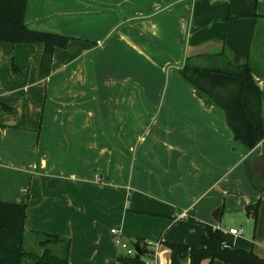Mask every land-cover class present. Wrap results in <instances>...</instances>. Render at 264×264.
Instances as JSON below:
<instances>
[{"label":"crops","instance_id":"0c3cea01","mask_svg":"<svg viewBox=\"0 0 264 264\" xmlns=\"http://www.w3.org/2000/svg\"><path fill=\"white\" fill-rule=\"evenodd\" d=\"M26 22L73 37L42 79L41 43L0 41V201L27 205L26 231L69 238L68 264H116L111 228L198 246L186 218L218 209L225 245L264 257V143L244 152L178 74L223 49L264 116V0H28Z\"/></svg>","mask_w":264,"mask_h":264},{"label":"trees","instance_id":"16d2710c","mask_svg":"<svg viewBox=\"0 0 264 264\" xmlns=\"http://www.w3.org/2000/svg\"><path fill=\"white\" fill-rule=\"evenodd\" d=\"M28 0H0V41L9 43H41L38 78L49 75L55 48H66L73 37L32 28L26 22ZM181 79L207 101L219 108L235 144L244 152L264 143V116L261 94L246 62L234 64L223 49L187 56L178 69ZM257 173V172H256ZM250 166L256 186L264 189V176ZM259 201L245 207L246 214L257 218ZM26 204L0 201V264H68L70 240L57 234L32 231L34 245L26 248ZM189 220H193L189 218ZM204 233L198 246L167 242L168 264H264L252 250L225 245L226 233L203 224ZM135 244L142 246V239ZM140 246V247H141ZM143 264L134 257L118 256L116 264Z\"/></svg>","mask_w":264,"mask_h":264},{"label":"built area","instance_id":"2783aa9c","mask_svg":"<svg viewBox=\"0 0 264 264\" xmlns=\"http://www.w3.org/2000/svg\"><path fill=\"white\" fill-rule=\"evenodd\" d=\"M98 179V176H96ZM184 213H181L180 216H183ZM231 234H239V231L235 228L229 229ZM110 234L113 237V241L115 246L120 251V256L123 257H134L137 255V251L135 246H138L141 250V254H139V259L142 260L143 264H160V253L165 249V245H163L162 241L157 240H144L142 242V246L135 244V242H130L126 240L122 234L121 229L119 227H113L110 229ZM168 250V247L166 248ZM119 264H123L119 262ZM164 264V263H163Z\"/></svg>","mask_w":264,"mask_h":264},{"label":"rangeland","instance_id":"374dc122","mask_svg":"<svg viewBox=\"0 0 264 264\" xmlns=\"http://www.w3.org/2000/svg\"><path fill=\"white\" fill-rule=\"evenodd\" d=\"M109 125H111V124H107V126H109ZM258 173L261 174L260 169H259V172L257 171V174ZM210 217L211 218H208L209 220H211V219L213 220L214 219V218H212V217H214L212 212L210 213ZM192 219L193 220H189V218H186L187 221L191 222V224H193L195 226L194 228H192L189 231V236L192 237V238L194 237L193 239H195V237L197 235L198 227H200V226L202 227V224H205L204 222H207V223H210V222H209V220H207L205 218V216L199 215V214H198V216H196L195 218H192ZM31 233H32L31 231H27L26 232V239H25V242H24V246L26 248H31L34 245V243H33L34 237L32 236ZM226 239L230 240L231 237L227 235ZM241 242H242L241 240H238V244H240ZM159 259H160V264H163L164 262L167 263V261L169 259V253H168L167 249H164V250L161 251Z\"/></svg>","mask_w":264,"mask_h":264},{"label":"water","instance_id":"95a60500","mask_svg":"<svg viewBox=\"0 0 264 264\" xmlns=\"http://www.w3.org/2000/svg\"><path fill=\"white\" fill-rule=\"evenodd\" d=\"M218 215H219V210L216 209L215 212H214V218L218 219ZM135 249L137 251L136 258H139V254H141V250H140V248L138 246H135Z\"/></svg>","mask_w":264,"mask_h":264}]
</instances>
